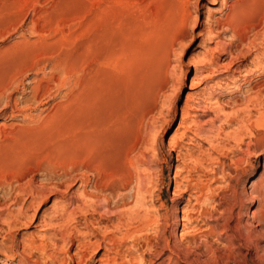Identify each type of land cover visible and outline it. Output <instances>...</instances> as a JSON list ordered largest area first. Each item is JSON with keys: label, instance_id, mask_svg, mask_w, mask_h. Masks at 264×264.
<instances>
[{"label": "rangeland", "instance_id": "1", "mask_svg": "<svg viewBox=\"0 0 264 264\" xmlns=\"http://www.w3.org/2000/svg\"><path fill=\"white\" fill-rule=\"evenodd\" d=\"M261 109L264 0H0V264H167L166 239L175 264H264V128L247 154L231 139ZM127 175L123 197L79 210ZM176 176L212 190L186 229ZM137 188L148 215L131 218Z\"/></svg>", "mask_w": 264, "mask_h": 264}, {"label": "bare ground", "instance_id": "2", "mask_svg": "<svg viewBox=\"0 0 264 264\" xmlns=\"http://www.w3.org/2000/svg\"><path fill=\"white\" fill-rule=\"evenodd\" d=\"M241 1V0H240ZM235 3H236V1H235ZM235 3H234V5H235ZM242 3V2H241ZM237 4H240L239 2L237 3ZM236 4V6H238ZM230 7V6H229ZM235 7V6H234ZM238 8H239V6H238ZM239 10V9H238ZM233 11H235L234 10V8H233ZM232 11V8H231V11H230V9L228 10V15L226 16V17H229V21H228V24H229V26L231 25V22H230V16H232V15H235L234 14V12ZM230 12H232V14L230 13ZM236 13V12H235ZM237 15V14H236ZM226 17H225V23H227L226 22V20L228 19H226ZM232 18V17H231ZM233 18H235V17H233ZM232 18V19H233ZM191 19V18H190ZM233 20H235V19H233ZM186 21V23H191L190 21L191 20H189V18H187V20H185ZM195 21V20H194ZM208 21V20H207ZM217 21H220V20H217ZM232 21V20H231ZM233 22V21H232ZM196 23H197V21L196 22H194V24L193 25H196ZM223 24H224V22H222ZM221 23V21L218 23L217 22V24L218 25H220L221 27H224L225 26V24L223 25ZM197 26V25H196ZM227 26V25H226ZM188 27V26H187ZM218 28H220V27H218ZM232 28V27H231ZM206 29V28H205ZM195 30V29H194ZM213 30V29H212ZM212 30H211V28H209L208 27V29H207V31H206V33H208V34H211L212 33ZM203 32V31H202ZM204 35V34H203ZM202 37H204V36H202ZM202 44V43H201ZM200 43H199V45H201ZM203 47V46H202ZM209 50V49H208ZM199 52V51H198ZM208 52V51H207ZM196 54V53H195ZM205 54H207L206 52H205ZM203 56H204V54H202ZM201 55V56H202ZM213 56V55H212ZM195 57V56H194ZM205 58H206V56H205ZM195 59V58H194ZM192 60V59H191ZM205 60V59H204ZM193 66V65H192ZM214 67H215V64H214V62H213V60H209L208 62H205L204 61V64H201L200 62L198 63V65H196L195 64V67H194V77H196V78H198L199 79V77H208V74L209 73H212L213 72V70H214ZM168 71V70H167ZM183 72V71H182ZM236 72V71H235ZM166 73V72H165ZM184 74V73H183ZM193 77V78H194ZM192 78V79H193ZM191 79V80H192ZM196 80V79H195ZM179 89V88H178ZM9 92V91H8ZM258 93V92H257ZM261 92L259 91V94L258 95H261L260 94ZM257 95V94H256ZM261 97V96H260ZM209 100V99H208ZM251 103V102H250ZM258 104V106L260 107V108H263L262 106V103L260 102V103H257ZM197 107H200V105L198 104L197 105ZM157 108V107H156ZM204 108V107H203ZM205 109V108H204ZM220 109V108H219ZM260 110V109H259ZM262 110V113H258V116L255 118V120L252 122V123H249L247 120H246V118L247 117H249L250 116V114H249V116H247V117H244L243 115V117L241 116V117H237V119H235V123H236V126L238 127V129H237V131H235L233 134H232V136H231V139L232 140H234L235 142L234 143H236V145H244V151H243V153H245V154H247V153H249L250 152V147H251V145H252V143H253V133H252V131L255 129V130H261V129H263L264 128V110L263 109H261ZM219 111V110H218ZM220 112V111H219ZM224 112V110L223 111H221V114L222 115H224L225 113H223ZM237 113V112H236ZM248 113H249V111L247 112V115H248ZM251 113V112H250ZM252 115V114H251ZM222 117V116H221ZM224 117L225 118H229V117H227V115H224ZM223 117V118H224ZM216 118V117H215ZM231 119V118H230ZM187 124V120L186 119H184L183 120V123H182V125H186ZM250 124V125H249ZM188 125H189V127L192 125L193 127H196V128H198L196 125H198V122H196V121H194V120H190V121H188ZM235 125V124H234ZM191 128V127H190ZM189 128V129H190ZM194 129V128H193ZM251 129H253V130H251ZM192 132H193V130H191ZM200 131V130H199ZM195 132V133H194ZM194 135L196 136V133H198V129H195L194 130ZM243 133H245V134H243ZM186 135L185 134H183V135H181V141L180 142H175L172 146H171V152H177L178 154H177V159H176V161L177 162H179L180 163V161L184 158H182V155L180 154V151H182L183 150V146H182V144H183V140H184V137H185ZM230 137V136H229ZM256 137V136H255ZM186 138V137H185ZM256 139V138H255ZM185 140H187V139H185ZM188 140H190V138L188 139ZM256 146V145H255ZM133 149V148H132ZM131 149V150H132ZM187 150V149H186ZM135 151V150H134ZM127 153H128V150H127ZM127 153H125V155L127 154ZM132 153V152H131ZM135 153V152H134ZM127 156H129V154L127 155ZM135 156V155H134ZM117 158V157H116ZM129 158V157H128ZM190 158V164H191V162H192V164L194 165V166H196V167H203V166H201L200 164H199V161H198V159L197 158H194V157H192V156H190L189 157ZM125 159H126V161H127V158L125 157ZM208 160H209V158H208ZM207 160V161H208ZM208 162H210V161H208ZM231 163V162H230ZM204 164V163H203ZM89 167V166H88ZM186 167V166H185ZM85 168H87V166L85 167ZM177 168V171L178 172H181V171H179V169H178V166L176 167ZM184 168V167H183ZM204 168V167H203ZM88 169V168H87ZM86 169V170H87ZM135 169V168H134ZM192 169V168H191ZM205 169V168H204ZM128 170V169H127ZM131 171V170H130ZM136 172V171H135ZM134 172V173H135ZM177 172V173H178ZM130 173V172H129ZM133 173V172H132ZM137 173H138V171H137ZM136 174V173H135ZM178 175H180V173H178ZM120 177H121V174L119 175ZM187 176V175H186ZM132 177L133 176H131V175H127L124 179H122V181L118 184V185H115L114 183V185H112V186H104L103 184H100V183H94L93 184V192H91V193H88V192H86L85 190L83 191V194H81V203H80V205H79V210H80V208H81V210H86V208L88 207V206H90V205H95V203H97V201L99 202V200H101L100 199V197H99V195L100 194H102V193H104V192H108V195L110 196V197H112V198H119L120 196H122V193L124 192V191H126L127 190V188H129L128 186H130V184L132 183ZM136 178V177H135ZM81 179V178H80ZM115 179V178H114ZM83 180H84V178H83ZM81 181V182H84V181ZM190 181L191 180H187V178L186 177H183L181 180H178V177L176 176L175 177V180H174V194L176 193H178L177 195H180L181 196V194H186V192H189V194H188V198H187V200H186V202H187V213H185L184 211H182V212H184L183 213V215H182V217H181V219L179 220V222H181L182 223V227H183V229H186V226L187 225H190L191 223H193L194 222V217H193V215H194V212H197V210H198V214H199V212H200V214L199 215H201V216H204L205 218H206V216H212L211 215V213H209V211L207 210V209H203V204L206 202V201H209V202H211L213 199H212V197L211 196H209L208 195V193H209V191H211L212 192V190L208 187V188H206V187H204V185H194V186H192V185H190ZM194 181H196V180H194ZM85 184H86V182H85ZM87 185V184H86ZM182 185H184L183 186V188H182V191L180 190V188L182 187ZM206 186V185H205ZM137 187H140V186H137ZM7 188V187H6ZM145 191H147V190H145ZM144 193V189H142V188H137L136 190H135V196L133 197V201H134V206L133 207H136V208H138V206L139 207H143L144 205H143V201L142 200H140V196H141V194H143ZM99 194V195H98ZM210 194V193H209ZM123 197V196H122ZM142 197V196H141ZM179 197V196H178ZM122 200H124V198L122 199ZM142 201V202H141ZM125 202L124 201H122V208H124V207H126V206H128V205H126V204H124ZM96 207H98V205L96 206ZM129 207V206H128ZM199 209H198V208ZM130 208V207H129ZM132 208V207H131ZM27 209H28V207L27 208H22V210H21V212L19 213V214H17L16 216H18V220L19 221H21V219H22V221L24 222V221H26L27 219H28V216H27V214H26V212H27ZM134 209V210H133ZM133 209H126V210H124V211H122V214H124L125 216H131V218L132 217H134V216H147L148 214H147V212L146 211H144L143 213L140 211V209L138 208V209H135V208H133ZM119 210H120V208H119ZM186 211V210H185ZM232 212H233V210H231V209H225V211H224V213H227V214H232ZM239 213V212H238ZM220 214V213H219ZM123 215V216H124ZM15 216V217H16ZM35 216V215H34ZM34 216L32 217V219L34 218ZM198 216V215H197ZM219 216V215H218ZM225 216V215H224ZM199 218V217H198ZM16 219V218H15ZM160 219H162L161 217H160ZM126 220V219H125ZM136 220V219H135ZM138 220H140V219H138ZM164 220V219H163ZM21 221V223H23ZM141 221V220H140ZM147 221V220H146ZM160 220H158V222H159ZM165 221V225H167L169 222H171V221H168V218H166V220H164ZM43 222V221H42ZM138 222V221H137ZM149 222V221H148ZM125 224H126V222H125ZM160 224V223H159ZM164 224V223H163ZM128 225V224H127ZM129 225H131V224H129ZM161 226H162V224H160ZM152 226V225H151ZM155 226V225H154ZM169 226V225H168ZM126 227V226H125ZM128 227V226H127ZM126 227V228H127ZM166 228H167V226H165ZM160 228V227H159ZM163 228V227H162ZM188 229V228H187ZM186 232V231H185ZM164 233V232H163ZM164 236V235H163ZM111 242V241H110ZM162 244V243H161ZM160 244V245H161ZM106 245V244H105ZM150 251V250H149ZM155 252H157V251H155ZM117 253V252H116ZM156 254V256H157V260H159L160 261V259L161 258H163V261L162 262H167V264H175V259H180V254L178 253L177 254V251H176V249L175 248H172L171 247V245H170V239H166L165 240V242H164V244L161 246V250L159 251V252H157V253H155ZM118 254H116V256H117ZM144 257V256H143ZM109 258V257H108ZM112 258V257H111ZM105 259V258H104ZM150 261V260H149ZM99 262H101V263H103V264H118V263H116V259H106V260H99ZM134 262V261H133ZM138 262V261H137ZM151 262L152 261H150V264H151ZM135 263V262H134ZM120 264H123V263H120ZM125 264H130L129 263V261H127ZM142 264H144V263H142ZM153 264H155V263H153Z\"/></svg>", "mask_w": 264, "mask_h": 264}]
</instances>
